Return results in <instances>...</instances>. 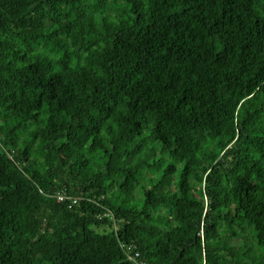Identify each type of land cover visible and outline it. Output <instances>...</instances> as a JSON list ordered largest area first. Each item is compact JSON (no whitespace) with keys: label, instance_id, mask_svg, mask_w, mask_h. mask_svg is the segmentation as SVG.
<instances>
[{"label":"trees","instance_id":"obj_1","mask_svg":"<svg viewBox=\"0 0 264 264\" xmlns=\"http://www.w3.org/2000/svg\"><path fill=\"white\" fill-rule=\"evenodd\" d=\"M0 146V264H264V0H0Z\"/></svg>","mask_w":264,"mask_h":264},{"label":"built area","instance_id":"obj_2","mask_svg":"<svg viewBox=\"0 0 264 264\" xmlns=\"http://www.w3.org/2000/svg\"><path fill=\"white\" fill-rule=\"evenodd\" d=\"M1 147V146H0ZM58 199L59 200H62L63 199V196L62 195H59V197H58ZM78 200H80V198L79 197H73L72 198V202L73 203H75L76 201H78ZM127 252H129L128 253V259L130 260V261H133L135 264H144L142 261H139L137 258H138V253H134V254H132L130 251H127Z\"/></svg>","mask_w":264,"mask_h":264},{"label":"rangeland","instance_id":"obj_3","mask_svg":"<svg viewBox=\"0 0 264 264\" xmlns=\"http://www.w3.org/2000/svg\"><path fill=\"white\" fill-rule=\"evenodd\" d=\"M137 196H139L138 194H137ZM242 241H244V243L247 241V238L246 237H243L242 238ZM241 263H242V261H241ZM242 264H245V263H242Z\"/></svg>","mask_w":264,"mask_h":264}]
</instances>
